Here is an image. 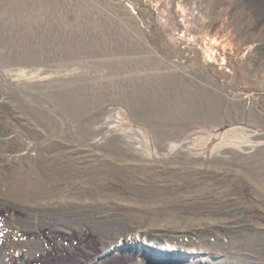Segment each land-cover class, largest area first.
Listing matches in <instances>:
<instances>
[{
    "label": "rangeland",
    "instance_id": "rangeland-1",
    "mask_svg": "<svg viewBox=\"0 0 264 264\" xmlns=\"http://www.w3.org/2000/svg\"><path fill=\"white\" fill-rule=\"evenodd\" d=\"M47 253L264 264V0H0V264Z\"/></svg>",
    "mask_w": 264,
    "mask_h": 264
},
{
    "label": "trees",
    "instance_id": "trees-1",
    "mask_svg": "<svg viewBox=\"0 0 264 264\" xmlns=\"http://www.w3.org/2000/svg\"><path fill=\"white\" fill-rule=\"evenodd\" d=\"M86 237H89L92 239V242H94L96 245L97 241L95 240L94 237H92L90 234H86ZM96 247V246H95ZM24 264H57L58 261H56L53 257L50 256V253L44 254V255H39L37 257H32V258H25V259H21ZM124 264L125 262H119L117 264Z\"/></svg>",
    "mask_w": 264,
    "mask_h": 264
},
{
    "label": "bare ground",
    "instance_id": "bare-ground-1",
    "mask_svg": "<svg viewBox=\"0 0 264 264\" xmlns=\"http://www.w3.org/2000/svg\"><path fill=\"white\" fill-rule=\"evenodd\" d=\"M135 48V47H134ZM150 49V48H149ZM140 52V51H139ZM142 60V59H141ZM147 61V60H146ZM150 63V62H149ZM149 68V67H148ZM138 70V69H137ZM142 70V69H141ZM145 70V69H144Z\"/></svg>",
    "mask_w": 264,
    "mask_h": 264
}]
</instances>
